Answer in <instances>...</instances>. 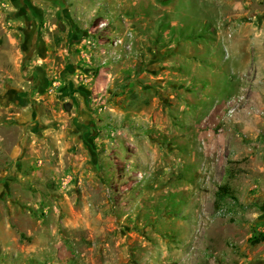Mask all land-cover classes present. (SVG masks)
<instances>
[{"label": "rangeland", "instance_id": "rangeland-1", "mask_svg": "<svg viewBox=\"0 0 264 264\" xmlns=\"http://www.w3.org/2000/svg\"><path fill=\"white\" fill-rule=\"evenodd\" d=\"M263 65L264 0H0V264H264Z\"/></svg>", "mask_w": 264, "mask_h": 264}, {"label": "trees", "instance_id": "trees-1", "mask_svg": "<svg viewBox=\"0 0 264 264\" xmlns=\"http://www.w3.org/2000/svg\"><path fill=\"white\" fill-rule=\"evenodd\" d=\"M229 202H236V198L231 193L229 186L225 183L217 188L214 200V210L219 211L222 206L228 205Z\"/></svg>", "mask_w": 264, "mask_h": 264}, {"label": "crops", "instance_id": "crops-1", "mask_svg": "<svg viewBox=\"0 0 264 264\" xmlns=\"http://www.w3.org/2000/svg\"><path fill=\"white\" fill-rule=\"evenodd\" d=\"M234 66V64H232V67ZM264 66V65H263ZM260 69H264V68H260ZM248 78H250V74H248ZM261 78V75H260Z\"/></svg>", "mask_w": 264, "mask_h": 264}, {"label": "water", "instance_id": "water-1", "mask_svg": "<svg viewBox=\"0 0 264 264\" xmlns=\"http://www.w3.org/2000/svg\"><path fill=\"white\" fill-rule=\"evenodd\" d=\"M2 191V188H0V192Z\"/></svg>", "mask_w": 264, "mask_h": 264}]
</instances>
